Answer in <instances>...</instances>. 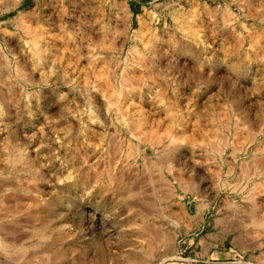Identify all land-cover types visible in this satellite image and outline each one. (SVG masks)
Returning <instances> with one entry per match:
<instances>
[{
    "label": "rangeland",
    "instance_id": "obj_1",
    "mask_svg": "<svg viewBox=\"0 0 264 264\" xmlns=\"http://www.w3.org/2000/svg\"><path fill=\"white\" fill-rule=\"evenodd\" d=\"M0 40V264H264V0H0Z\"/></svg>",
    "mask_w": 264,
    "mask_h": 264
},
{
    "label": "bare ground",
    "instance_id": "obj_2",
    "mask_svg": "<svg viewBox=\"0 0 264 264\" xmlns=\"http://www.w3.org/2000/svg\"><path fill=\"white\" fill-rule=\"evenodd\" d=\"M249 1H250V0H249ZM242 3H243V2H242ZM226 12H227V11H226ZM24 19H26V18L24 17V14H22V11L19 12V14L17 15V17L15 18V20H19V24L21 23V25H22V27H23L22 30L25 31L26 33H28L27 35H29V34H30V35H31V34H35V33L32 32V30H31L32 33L30 32V30L28 29L29 27H27V24L25 23V20H24ZM226 19H227V17H226ZM226 21H228V20H226ZM22 27H21V28H22ZM2 28H3V27H2ZM2 30H3V29H2ZM7 30H8V29H7ZM7 30H6V31H7ZM7 32H8V31H7ZM3 33H4V32H3ZM5 34L8 35L9 33H5ZM88 34H89V33H88ZM193 34H194V33H193ZM31 36H33V41H34V43L37 44V41H35V40H37V37L34 36V35H31ZM97 36H98V35H97ZM193 36H194V35H193ZM101 38H102V37H101ZM195 38H196V37H195ZM31 39H32V38H31ZM6 40H9V39H6ZM4 41H5V40H4ZM29 41H31V40L29 39ZM5 42H6V41H5ZM23 42H24V41H23ZM24 43H25V42H24ZM6 44H7V43H6ZM0 45H2L1 40H0ZM25 45H26V44H25ZM31 45H32V44H31ZM23 46H24V45H23ZM34 47H36V46H34ZM36 48H37V47H36ZM29 49H31V48L29 47ZM34 49H35V48H34ZM132 49L135 50L136 48H135V47H132ZM31 51H32V50H30V52H31ZM36 51H37V49L35 50V53H37ZM135 51H136V50H135ZM24 54H25V53H24ZM0 55H1V54H0ZM3 55H4V56H3ZM1 56H2L3 58H4V57L6 58V62H7V63L10 62L9 59L7 58V56H6L5 54H2ZM33 59H35V58H33ZM19 62H20V61H19ZM7 63H6V65H7ZM14 63H15V62H14ZM16 63H18V62H16ZM20 63H21V62H20ZM35 63H36V62H35ZM8 65H9V64H8ZM27 65H28V64H27ZM27 65H19V66H17L16 69L19 68V70H20V69H22L20 66H23V69H24L26 72L28 71L27 73L29 74L28 76H26V77L28 78L27 80L33 82V81H35V80H34V76H35V71H36V70H35V68H33V67H31V66H27ZM32 65H33V64H32ZM14 66H15V65H14ZM15 67H16V66H15ZM35 67L37 68L36 65H35ZM23 69H22V70H23ZM4 70H5V69H4ZM20 71H21V70H20ZM25 71H24V72H25ZM105 71H106V70H105ZM17 72H18V71H17ZM26 72H25V73H26ZM133 72H134V71H133ZM8 73H10V72L8 71ZM14 73H15V72H14ZM27 73H26V74H27ZM17 74H19V73H17ZM133 74H134V73H133ZM7 76H8V75H7ZM24 76H25V75H24ZM122 77H123V76H122ZM6 79H7V78H6ZM96 79H97V78H96ZM124 79H126L125 76H124ZM99 80H100V79H99ZM102 80H104V79H102ZM102 80H100V81H102ZM124 81H126V80H124ZM102 82H103V81H102ZM93 83L95 84V81H93ZM96 83H97V82H96ZM100 83H101V82H100ZM98 84H99V83H98ZM103 84H104V82H103ZM101 85H102V84H101ZM101 85H100V86H101ZM120 85H121V84H120ZM92 86H93V85H92ZM98 86H99V85H98ZM138 86H139V85H138ZM120 87H121V86H120ZM120 87H119V88H120ZM125 87H126V86H125ZM122 89H124V88H122ZM4 91L6 92V90H4ZM4 91H3V88L0 87V114H2V115H4V113H5V109H6V101H5V94H4L5 92H4ZM97 92H98V91H97ZM105 92H106V91H105ZM118 92H119V91H118ZM108 93H109V92H108ZM120 93H121V91H120ZM120 93H119V95H120ZM99 94H101V93H99ZM123 95H124V93H123ZM102 96H104V95L102 94ZM108 96H109V95H108ZM121 96H122V95H121ZM95 98H96V97H95ZM93 99H94V98H93ZM121 99H122V98H121ZM109 102H110V101H109ZM116 102H117V100H116ZM111 106H112V105H111ZM95 108H96V107H95ZM223 111H224V110H223ZM225 114H227V113H225ZM212 115H213V114H212ZM219 116H220V115H219ZM123 117H124V116H123ZM222 117H223V116H222ZM222 117H221V119H222ZM228 117H229V116H228ZM228 117H226V118L228 119ZM236 117H237V116H236ZM120 118H121V117H120ZM224 119H225V118H224ZM121 120H122V119H121ZM219 121H220V120H219ZM222 121H223V119H222ZM225 122H226V120H225ZM234 122H235V121H234ZM242 122H243V121H242ZM1 123H2V122H1ZM125 123H126V122H125ZM125 123H124V124H125ZM227 123H228V121H227ZM236 123H237V122H236ZM225 124H226V123H225ZM123 126H124V125H123ZM137 126H138V125H137ZM238 126H239V125H238ZM240 126H241V125H240ZM220 128H221V127H220ZM239 128H240V127H239ZM243 128H244V127H243ZM243 128H241V130H243ZM138 129H139V128H138ZM216 129H217V128H216ZM234 129H236V128H234ZM245 129H246V128H245ZM239 130H240V129H239ZM247 130H248V129H247ZM217 131H218V130H217ZM245 131H246V130H245ZM143 133H144V131H143ZM150 133H151V132H150ZM222 133H223V132H222ZM248 133H249V132H248ZM166 134H167V133H166ZM215 134H216V133H215ZM224 134H225V133H224ZM243 134H244V133H243ZM245 134H246V133H245ZM250 134H251V133H250ZM250 134H248V135H250ZM252 134H253V133H252ZM252 134H251V136H252ZM146 135H147V134H146ZM149 135H151V134H149ZM149 135H148V137H151V136H149ZM170 135H171V134H170ZM253 135H254V134H253ZM137 136H138V134H137ZM143 136H144V135H143ZM152 136H153V135H152ZM219 136H220V135H219ZM226 136H227V135H226ZM245 136L247 137V134H246ZM251 136H250V137H251ZM95 137H96V136H95ZM148 137H146V138H148ZM164 137H165V136H164ZM174 137H175V136H174ZM102 138H103V137H102ZM152 138H153V137H152ZM152 138H151V139H152ZM158 138H159V137H158ZM224 138H226V137H224ZM98 139H99V138H98ZM141 139H143V138H141ZM144 139H145V138H144ZM155 139H156V137H155ZM246 139H247V138H246ZM145 140H146V139H145ZM158 140H159V139H158ZM202 140H203V139H202ZM219 140H221V141H218V145L223 141L221 138H220ZM226 140H227V139H226ZM251 140H252V139H251ZM91 141H92V140H91ZM146 141H147V140H146ZM156 141H157V140H155V143H156ZM160 141H161V140H160ZM167 141H168V140H167ZM169 141H170V140H169ZM210 141H211V140H210ZM228 141H229V140H228ZM150 142H151V141H150ZM172 142H174V139H173V138L171 139V143H172ZM224 142H225V144L227 143V141H225V140H224ZM251 142H253V141H251ZM251 142H249V143H251ZM131 143H132V141H131ZM196 143H197V142H196ZM203 143H204V142H203ZM99 144H100V143H99ZM153 144H154V143H153ZM153 144H152V145H153ZM158 144H160V142H159ZM167 144H169V142H168ZM79 145H81V144H79ZM101 145H102V144H101ZM130 145L132 146L133 144H130ZM204 145H205V143H204ZM213 145H214V144H213ZM216 145H217V143H216ZM223 145H224V144H223ZM226 145H227V144H226ZM239 145H241V144H239ZM239 145H238V146H239ZM160 146H161V145H160ZM220 146H221V145H219V147H220ZM224 146H225V145H224ZM89 147H90V146H89ZM101 147H102V146H101ZM166 147H167V146H166ZM242 147H243V145H242ZM93 148H94V147H93ZM205 148H206V147H205ZM212 148H213V147H212ZM237 148H238V147H237ZM94 149H95V148H94ZM213 149H214V148H213ZM215 149H216V147H215ZM235 149H236V148H235ZM101 150H102V149H101ZM169 150H170V149H169ZM171 150H173V149H171ZM17 151H18V150H17ZM17 151H15V152H17ZM207 151H208V150H207ZM212 151H213V150H212ZM212 151H211V152H212ZM218 151H219V150H218ZM222 151H223V150H222ZM19 152H20V150H19ZM92 152H93V150H92ZM95 152H96V151H95ZM132 152H133V150H132ZM132 152H131V153H132ZM18 154H19V153H18ZM97 154H99V152H98ZM135 154H136V153H135ZM172 154H173V153H172ZM14 155H15V154H14ZM19 156H20V155H19ZM85 157H86V156H85ZM168 157H169V156H168ZM168 157H167V158H168ZM172 157H173V155H172ZM136 158H137V157H136ZM144 160H145V159H144ZM150 160H151V159H150ZM166 160H167V159H166ZM145 161H146V160H145ZM159 161H160V160H159ZM86 162H87V161H86ZM162 162H163V161H162ZM254 162H255V161H254ZM254 162H253V163H254ZM17 163H18V162H17ZM87 163H88V162H87ZM148 163H149V161H148ZM260 163H261V162H260ZM145 164H146V163H145ZM261 164H262V163H261ZM2 165H3V164H2ZM2 165H1V166H2ZM14 165H15V164H14ZM1 166H0V167H1ZM245 166H246V165H245ZM250 166H251V165H250ZM262 166H263V165H262ZM4 167H5V166H4ZM95 167H96V166H95ZM1 169H2V167H1ZM14 169H15V168H14ZM14 169H13V170H14ZM16 169H17V168H16ZM23 171H24V170H23ZM86 171H87V170H86ZM0 172H1V171H0ZM16 172H17V171H16ZM83 172H84V171H83ZM6 175H7V174H6ZM108 175H109V174H108ZM121 175H122V174H121ZM0 176H1V175H0ZM93 176H94V175H93ZM2 177H3V176H2ZM122 177H123V176H122ZM1 179H2V178H1ZM17 179H18V178H17ZM17 179H16V181H17ZM33 179H34V178H32V180H33ZM246 179H247V178H246ZM2 180H3L2 182L0 181V204L2 203V201L4 202V199L6 200V198H8V197H6V195H9V193L7 194L6 191H7V190H10L9 185L7 184L6 179H5V182H4V179H2ZM8 180H9V179H8ZM12 180H13V179H12ZM12 180H10V181H12ZM14 180H15V179H14ZM18 180L20 181L21 179H18ZM35 180H36V178H35ZM121 180H122V179H121ZM10 181H8V182H10ZM19 181H18V182H19ZM18 182H16V183H18ZM28 182H29V181H28ZM28 182H27V183H28ZM32 182H33V181H31V183H32ZM36 182H37V181H36ZM122 182H123V180H122ZM10 183H11V182H10ZM24 183H26V182H24ZM134 183H135V182H134ZM257 183H258V182H257ZM11 184H12V183H11ZM14 184H15V182L13 183V185H14ZM22 184H23V183H22ZM22 184H21V185H22ZM118 184H119V183H118ZM128 184L130 185V183H127V185H128ZM13 185H12V187H13ZM19 185H20V182H19ZM28 185H29V184H28ZM32 185H33V184H32ZM127 185H126V186H127ZM129 185H128V186H129ZM237 185H238V184H237ZM15 186H17V185H15ZM15 186H14V187H15ZM23 186H24V185H23ZM114 186H115V185H114ZM124 186H125V185H124ZM128 186H127V187H128ZM255 186H256V185H255ZM30 187H31V186H30ZM34 187H35V186H34ZM34 187H33V188H34ZM31 188H32V187H31ZM130 188H131V187H130ZM14 189H15V188H14ZM20 189H21V187H20ZM25 189H26V188H25ZM17 190H18V189H17ZM21 190H22V189H21ZM23 190H24V188H23ZM29 190H30V189H29ZM34 190H35V189H34ZM131 190H132V189H131ZM184 190H185V189H184ZM250 190H252V189H250ZM11 191H12V190H11ZM11 191H10V192H11ZM14 191H15V190H14ZM14 191H12V192H14ZM25 191H27V190H25ZM131 192H132V191H131ZM134 192H135V191H134ZM15 193H16V192H15ZM135 193H136V192H135ZM16 194H17V193H16ZM30 194H31V193H30ZM30 194H29V196H30ZM130 194H132V193H130ZM144 194H145V193H144ZM17 195L19 196V194H17ZM123 195H124V194H123ZM134 195H135V194H134ZM138 195H139V194H138ZM12 196H13V195L11 194V197H12ZM14 196H16V195L14 194ZM18 196H16L15 198H13V199H14V202H15V203H19V202L22 203L23 201H22L21 198H18L17 200H19V201L16 202L15 199H16ZM21 196H22V195H21ZM29 196H28V197H29ZM169 196H170V195H169ZM255 196H256V195H255ZM19 197H20V196H19ZM30 197H31V196H30ZM30 197H29V202H30V199H31V201H32V200H34V201L37 200L36 198L34 199V198H32V197L30 198ZM132 197H133V196H132ZM139 197H140V196H139ZM22 198L24 199L25 197H22ZM159 198H160V197H159ZM251 198H252V197H251ZM9 199H10V196H9ZM11 199H12V198H11ZM11 199H10V200H11ZM13 199H12V200H13ZM136 199H137V197H136ZM10 200H7V201L9 202ZM24 200H25V199H24ZM137 200H138V199H137ZM139 200H140V198H139ZM252 200H253V199H252ZM252 200H250V201H252ZM26 201H27V200H26ZM26 201H25V202H26ZM34 201H33V202H34ZM141 201H142V200H141ZM146 201H147V200H146ZM11 202H12V201H11ZM25 202H23V204H24ZM29 202H28V203H29ZM36 202H37V201H36ZM135 202H136V201H135ZM137 202H138V201H137ZM253 202H254V201H253ZM21 203H19V204H21ZM254 203H255V202H254ZM2 204H3V203H2ZM2 204H1V206H3V207H5V206H9V205H10V204H8V203H7L8 205L5 204V206H4V204H3V205H2ZM23 204H22V205H23ZM25 204H26V203H25ZM30 204H31V203H30ZM36 204H37V203H36ZM126 204H127V203H126ZM144 204H145V203H144ZM255 204H257V202H256ZM14 205L16 206V204H14ZM22 205H20V206H22ZM32 205H33V204H32ZM140 205H141V204H140ZM179 205H180V204H179ZM252 205H254V204H252ZM11 206H12V205H11ZM11 206H10V207H11ZM15 206H14L13 208H16V207H17V206L15 207ZM255 206H256V205H255ZM166 207H167V206H166ZM252 207L254 208V206H252ZM252 207H251V208H252ZM139 208H140V206H139ZM145 208H146V207H145ZM147 208H148V206H147ZM147 208H146V209H147ZM184 208H185V207H184ZM255 208H257V207H255ZM255 208H254V209H255ZM4 209H5V208H4ZM8 209H9V208H8ZM8 209H7V210H8ZM17 209H18V208H17ZM141 209H142V208H141ZM149 209H150V208H149ZM164 209H169V208H164ZM13 210H14V209H13ZM144 210H145V209H144ZM9 211H10V210H9ZM15 211H18V210L15 209ZM146 211H147V210H146ZM257 211H258V210H257ZM257 211H255V212H257ZM180 212H181V211H180ZM15 213H16V212H15ZM15 213H13V214H15ZM181 213H182V212H181ZM183 213H185V212H183ZM258 213H260V211H259ZM3 214H4V212H3ZM3 214H2V215H3ZM252 215H254V214L252 213ZM256 215H257V214H256ZM11 216H13V215H11ZM14 216H15V215H14ZM249 216H250V215H249ZM254 216H255V215H254ZM5 217H6V216H5ZM3 218H4V216H3ZM7 218H8V217H7ZM250 219H251V218H250ZM147 221H148V220H147ZM252 221H253L252 223L255 224V226L257 225V226H260V227H264V214L260 213L259 215H257L256 218L252 216ZM144 222H145V221H144ZM145 226H146V224H145ZM147 226H148V225H147ZM150 226H151V225H150ZM2 227H3V224H2ZM2 227L0 226V228H1V233H2V230H5V229H6V228H2ZM4 227H6V225H4ZM7 228H8V227H7ZM142 228L146 229L145 227H142ZM147 228H148V227H147ZM13 229H14V228H13ZM13 229H12V230H13ZM148 229H150L151 231H149V230H147V229H146L145 231H149V232L151 233V232H152L151 227H149ZM154 229H155V228H154ZM154 229H153V232H155V231L158 230V229H157V230L154 231ZM261 229H263V228H261ZM9 230H10V229H9ZM12 230H11V231H12ZM5 231H7V230H5ZM164 231H165V230H164ZM153 232H152V233H153ZM159 232H160V231H159ZM256 232H258V230H257ZM12 233H14V232H12ZM152 233H151V234H152ZM157 233H158V231H157ZM157 233H155L154 235H155V237L158 239V238L161 237V235L158 233V234H159V237H158V234H157ZM160 233H161V232H160ZM162 233H163V232H162ZM164 233H165V232H164ZM3 234H5V233L3 232ZM9 234H10V232H9ZM148 234H149V233H148ZM151 234H150V235H151ZM156 234H157V235H156ZM165 234H166V233H165ZM165 234H164V235L162 234V236H165ZM169 234H170V233H169ZM174 234H175V233H174ZM0 235H1V234H0ZM152 235H153V234H152ZM154 235H153V236H154ZM166 235H167V234H166ZM9 236H11V235H9ZM12 236H13V235H12ZM14 236H15V235H14ZM7 237H8V236H7ZM150 237L152 238V236H150ZM4 238H5L6 241H7V238H6V237H4ZM153 238H154V237H153ZM162 238H163V237H162ZM10 239H11V238H10ZM8 240H9V239H8ZM149 240H151V239H149ZM13 241H14V240H13ZM158 241H159V240H158ZM160 241H161V240H160ZM1 242H2V241H1ZM9 242H10V241H9ZM11 242H12V241H11ZM2 243H5V242H2ZM132 262H133V261H132ZM131 264H132V263H131Z\"/></svg>",
    "mask_w": 264,
    "mask_h": 264
},
{
    "label": "clouds",
    "instance_id": "obj_3",
    "mask_svg": "<svg viewBox=\"0 0 264 264\" xmlns=\"http://www.w3.org/2000/svg\"><path fill=\"white\" fill-rule=\"evenodd\" d=\"M95 187H99V185H98V184H97V185H95V186H94V188H93V190L95 189Z\"/></svg>",
    "mask_w": 264,
    "mask_h": 264
}]
</instances>
